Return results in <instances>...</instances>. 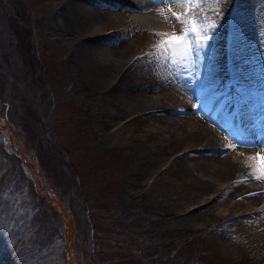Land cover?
Returning <instances> with one entry per match:
<instances>
[{"label": "rangeland", "instance_id": "374dc122", "mask_svg": "<svg viewBox=\"0 0 264 264\" xmlns=\"http://www.w3.org/2000/svg\"><path fill=\"white\" fill-rule=\"evenodd\" d=\"M122 1L86 0L91 17L100 27L99 33L85 39L96 40L102 59L131 66L138 76L143 75L147 80L145 94L156 107L148 112L124 110L117 116L122 103L112 87L97 90L77 77L71 51L75 40L81 38L66 28L65 0H26L43 24L39 31L44 48L40 58L45 65L58 64L56 68L61 70V76L53 82L59 100L57 113L66 114L71 108L87 111V123L96 134L88 151L114 148L119 152L117 164L124 166L120 200L150 202L153 209L141 214L147 230L153 228L149 222L153 218L159 222V231L177 228L186 232L175 239L173 256L177 249L203 236L210 249L231 264L240 262L239 240L248 249H260L264 257V181L249 179L242 184L248 187L240 192L231 180L214 182V187L207 190L202 185L212 182L213 164L203 166L201 173L195 169L206 156L244 163L248 155L260 150L258 146L238 144L241 139L255 145L264 143V0H226L199 78L195 73L177 74L145 55L157 40L154 31H178L181 25L175 21L160 23L159 19H165L160 14L152 16L151 21L138 20V16L148 13L140 8L131 11ZM3 125L6 127L0 116L3 139L19 158L23 156L25 163L20 160L35 182L36 191L60 201L59 192L40 172L36 155L26 150L21 134H13L8 127L4 130ZM207 126L220 132L213 146L203 137L178 145L172 142L185 136L196 137ZM69 134L58 136L59 141L65 139L68 147L78 139L74 133ZM234 143L235 148L226 147ZM153 159L158 162L153 167L146 166ZM30 164L36 165L44 184ZM245 190L258 195H246ZM67 216L66 232L71 238L63 249L65 264H89L73 216L69 211ZM31 240L26 235L18 246H26ZM133 254L144 261L139 251Z\"/></svg>", "mask_w": 264, "mask_h": 264}, {"label": "trees", "instance_id": "16d2710c", "mask_svg": "<svg viewBox=\"0 0 264 264\" xmlns=\"http://www.w3.org/2000/svg\"><path fill=\"white\" fill-rule=\"evenodd\" d=\"M30 9L26 0H0V116L13 134H21L26 150L36 155L40 172L59 192L89 264H231L210 249L203 236L179 247L173 256L175 239L186 232L159 231L153 218L149 221L153 228L147 230L141 214L153 209L150 202L120 200L124 166L117 164L119 152L88 151L96 134L87 123V111L71 108L57 113L53 82L61 70L40 58L43 24ZM71 132L78 139L68 147L58 136ZM3 137L0 131V263L33 231L32 240L2 264H65L62 217L36 191L17 151ZM245 244L238 241L241 256L236 264H264L261 250Z\"/></svg>", "mask_w": 264, "mask_h": 264}, {"label": "bare ground", "instance_id": "6f19581e", "mask_svg": "<svg viewBox=\"0 0 264 264\" xmlns=\"http://www.w3.org/2000/svg\"><path fill=\"white\" fill-rule=\"evenodd\" d=\"M85 2L86 0H65V4L63 5L65 7L63 15H65L66 18H64L66 20V28L75 35L74 37L81 38L75 40L74 44H72L71 51V61L74 60L73 62L76 65L77 69H75L77 71V77L79 76L86 86L88 85V87L97 90L101 86H104L103 88L112 87L114 92L120 96L119 98L122 103V109L116 114L117 116H121V114L124 113V110L131 109L134 110V112L138 110L139 112L154 111L153 108L156 106L154 107L151 98L145 94L144 89L147 85V80H145L144 76H138L136 72L131 70V66L126 67V65H118L102 59L101 47L94 43L96 40L92 39L93 37L88 40L85 39V36H95V34L99 33L98 30L100 27V25H98V23L91 17V12ZM122 2L131 11L136 12L138 8L146 11L148 13L147 15L142 14V16H138V20L141 19L146 22L147 20L151 21L150 18L152 16L156 17V15L159 14L157 9L167 7L159 2H154V0H123ZM172 7L174 11L181 12L180 6L172 5ZM173 21L174 19L171 17L168 19H159V22L164 24H170ZM219 134L220 132L218 130H214L210 126H207L203 133L196 137L185 136L178 139V141L172 140V142L175 141V144L178 145L181 144L180 142L189 143L193 141V139L197 140L199 137H203V139L207 140V143L209 142V146H213L214 144H217L216 140L217 137H220ZM157 162L158 159H153L149 161L146 166L153 167ZM210 163L213 164L211 167H214V170L210 173L212 182H210L209 185L205 182H203L205 183L203 185L201 183L202 188H207L208 190L209 188L211 189L214 187V182H225L227 180H231L232 186L239 192L248 187L242 184L233 183L234 181L247 176L248 169L244 166V163H235L230 158L223 157L216 159L206 156V158H202L197 162L195 169L200 173L204 172L202 171V167H209ZM143 172H146L145 168ZM193 179L195 178L193 177ZM245 193H247L246 190Z\"/></svg>", "mask_w": 264, "mask_h": 264}, {"label": "snow or ice", "instance_id": "6c2138e0", "mask_svg": "<svg viewBox=\"0 0 264 264\" xmlns=\"http://www.w3.org/2000/svg\"><path fill=\"white\" fill-rule=\"evenodd\" d=\"M166 5L157 9L165 19H174L181 27L178 31H154L152 34L157 40L150 46L151 51L145 53L151 56L157 64H164L177 74L195 73L197 78L201 74V67L219 24V17L223 14V5L226 0H154ZM172 5L180 6L183 11L173 10ZM195 107V105H194ZM242 146H258L259 151L248 155L244 166L248 169L247 176L234 181V184H244L249 179L264 181V143L253 144L252 141L241 139L237 141ZM236 143L226 145L235 148ZM246 195H258L247 193ZM242 199V198H241Z\"/></svg>", "mask_w": 264, "mask_h": 264}, {"label": "water", "instance_id": "95a60500", "mask_svg": "<svg viewBox=\"0 0 264 264\" xmlns=\"http://www.w3.org/2000/svg\"><path fill=\"white\" fill-rule=\"evenodd\" d=\"M2 128L4 130H6V127H4V125L2 126ZM20 158H21L22 162L25 163V161L23 159V156L20 157ZM30 165H31V168L36 171L37 175H39V177L41 178V181L44 184V180L41 177L42 175H40L38 173V169L36 168V165H34V164H30ZM45 199L50 203V205H52L55 209H57V211L60 213V216H62V218L64 220V225L66 226V228H65V237H66V247H67L68 246V243H69V240L68 239L71 238L70 235H68L67 232H66L67 228L69 227L68 226L69 225V223H68V216H67L68 210H67L66 206L62 202L60 203V201L57 198H55L54 196H49V194H47Z\"/></svg>", "mask_w": 264, "mask_h": 264}]
</instances>
